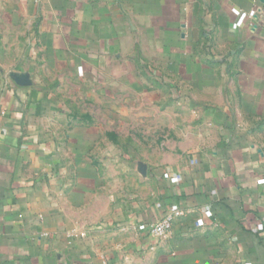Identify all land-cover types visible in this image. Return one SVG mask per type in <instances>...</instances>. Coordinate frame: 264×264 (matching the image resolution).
<instances>
[{"label":"crops","instance_id":"crops-1","mask_svg":"<svg viewBox=\"0 0 264 264\" xmlns=\"http://www.w3.org/2000/svg\"><path fill=\"white\" fill-rule=\"evenodd\" d=\"M0 9V25L28 27L20 60L0 61V264H264V0H0ZM13 38L7 29L6 53ZM131 59H165L178 105L212 129L214 141L183 146L186 163L128 160L42 76L102 88L96 79L114 82L109 71L127 73ZM177 207L166 237L140 229Z\"/></svg>","mask_w":264,"mask_h":264},{"label":"rangeland","instance_id":"rangeland-1","mask_svg":"<svg viewBox=\"0 0 264 264\" xmlns=\"http://www.w3.org/2000/svg\"><path fill=\"white\" fill-rule=\"evenodd\" d=\"M4 14V9H0V18ZM27 28L18 23L13 27L0 25L2 63L20 60L19 55L25 45L22 35L28 31ZM7 29L14 37L11 51L7 52L11 57H7L3 40ZM148 62L141 67L131 59V64L126 66L129 69L127 73H117L116 69H112L108 75L114 78V82L113 79L108 81V76L96 79L103 83L102 88H90L91 77V81L81 84L74 75L52 73L42 76H50L54 93L65 101L69 99L67 107L72 112L86 111L89 118L94 119L91 126L109 131L111 144L126 147L128 160L140 158L163 169L171 164L186 163L192 155L181 153L183 146L191 149L198 142L214 141V137L212 129L209 133L202 130L197 109L188 110L178 105L183 93L180 89L171 91L167 86L166 77L169 74L166 73L165 59ZM57 69L62 70V67ZM59 83L62 84L60 90ZM172 96L174 101L171 100ZM72 99L75 104L69 103Z\"/></svg>","mask_w":264,"mask_h":264},{"label":"built area","instance_id":"built-area-1","mask_svg":"<svg viewBox=\"0 0 264 264\" xmlns=\"http://www.w3.org/2000/svg\"><path fill=\"white\" fill-rule=\"evenodd\" d=\"M164 176L170 179L171 182L177 181V177L171 175L167 171L164 172ZM183 213L184 211L178 207L170 209L165 211L157 221L149 224L143 223L139 226L140 229L147 230L149 234L158 238H163L171 231L174 220Z\"/></svg>","mask_w":264,"mask_h":264}]
</instances>
